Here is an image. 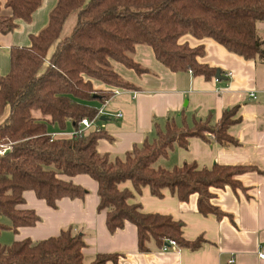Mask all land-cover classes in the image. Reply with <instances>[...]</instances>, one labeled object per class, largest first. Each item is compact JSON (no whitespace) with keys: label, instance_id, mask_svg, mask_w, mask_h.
<instances>
[{"label":"trees","instance_id":"obj_1","mask_svg":"<svg viewBox=\"0 0 264 264\" xmlns=\"http://www.w3.org/2000/svg\"><path fill=\"white\" fill-rule=\"evenodd\" d=\"M42 0H0V33L12 31L18 20L30 21ZM71 19L68 32L65 24ZM264 0H57L46 25L30 35V44L9 49V70L0 75V231L33 226L40 220L25 203L23 193L52 207L63 197L83 198L88 190L68 178L86 174L97 183L98 212L104 211L109 232L126 221L136 227L138 249H158L173 240V248H199L205 239L184 238L182 222L169 214L144 212L139 202H129L145 186L151 195L168 189L178 200L197 194V211L221 218L225 213L211 203V188L226 185L243 188L237 175L248 166L214 163L199 167L194 161L165 168L157 165L174 146L185 147L191 136L219 144H238L229 126L238 118L236 107L222 111L211 121L185 119L178 125L168 119L155 136L134 145L122 157L98 152L101 138L111 136L99 128L79 131L82 118L92 120L114 89L135 86L119 76L111 65L118 61L136 72L145 71L133 60L136 44L152 48L155 58L171 71H190L205 79L218 71L198 60L203 45L190 46L179 39L186 34L209 37L244 59L264 62ZM94 82L106 85L96 88ZM98 102V104H94ZM4 116V117H3ZM3 117V119H2ZM71 123L74 135H53L50 125L64 129ZM62 131V130H61ZM129 180L130 188L119 185ZM3 219L8 220L5 223ZM84 234L72 225L40 240L23 238L0 243V264H117L120 253H97L85 261ZM168 246V245H167Z\"/></svg>","mask_w":264,"mask_h":264},{"label":"crops","instance_id":"obj_2","mask_svg":"<svg viewBox=\"0 0 264 264\" xmlns=\"http://www.w3.org/2000/svg\"><path fill=\"white\" fill-rule=\"evenodd\" d=\"M56 1L42 0L30 21L18 20L12 31L0 33V75L9 70L10 47L29 45L30 35L37 34L46 25ZM257 28L264 32V22H259ZM179 40L190 46L203 45L204 54L198 60L215 68L217 78L205 79L190 71H171L155 58L150 46L136 44L132 57L145 71L136 72L111 61L115 72L135 87L117 88L118 92L107 102L105 119L98 126L111 139H99L96 148L109 158L122 157L134 145L151 140L155 125L162 128L168 119L178 125L184 119L187 124L206 117L215 121L223 110L237 106L234 117L238 119L229 126L228 132L238 144H219L211 134L205 139L191 136L185 147L174 146L167 157L157 161V165L165 168L192 161L199 167L214 163L248 166L247 171L237 175L243 188L233 190L226 185L210 189L211 203L225 216L217 219L214 214L199 213L196 193L180 201L168 189L163 190V196L156 197L145 186L129 200L139 202L144 212L169 214L180 220L184 238L193 240L201 234L205 239L203 244L193 250L173 246L160 250L150 241L148 250L140 251L134 224L126 221L123 227L112 233L108 231L104 211L96 209L97 183L86 174L61 176L83 186L88 193L83 198L63 197L57 201L56 208L37 198L32 190L24 191L25 203L19 207L34 209L40 220L33 226L19 227L16 232L3 229L10 233L8 242L26 237L44 239L72 225L84 234L82 252L87 262L97 253L118 252L117 264H228L229 258H233L231 264H264L260 256L264 254V62L244 59L209 37L198 39L186 34ZM94 86L106 88L100 82H94ZM250 92L255 93V98L249 97ZM118 112L121 116L116 115ZM95 128L96 124L88 130ZM48 131L69 135L74 130L67 123L64 129L50 125ZM162 159H167L166 163L162 164ZM119 187L132 189V184L127 180ZM106 264L114 263L108 260Z\"/></svg>","mask_w":264,"mask_h":264},{"label":"built area","instance_id":"obj_3","mask_svg":"<svg viewBox=\"0 0 264 264\" xmlns=\"http://www.w3.org/2000/svg\"><path fill=\"white\" fill-rule=\"evenodd\" d=\"M117 92H118V89H114V91H113V95H115ZM113 95H112V96H113ZM112 96H111V97H112ZM111 97H110V98H111ZM249 97H250V98H255V93H254V92H250V93H249ZM110 98H109V99H110ZM109 99L105 100V101L102 103V105L100 106V108H99V110H98V113H97V115L95 116L94 119L89 120V119H87V118H82V119L80 120V122H79L80 130H79V131H83V132H85V131H87L89 128L95 126V124H96V122H95L96 118H97L99 115H104V114H106V112H105V106H106L107 102L109 101ZM116 115H117V116H121V113L118 112ZM75 132H76V131H73V132L71 133V135H74ZM52 134L55 135L54 133H52ZM2 153H3V149H0V154H2ZM171 244H174V241H173V240H168V244H167V245L169 246V245H171ZM167 245L163 246L162 249H163V250H166L167 247H168ZM260 256L264 258V254H260ZM232 262H233V258H229V259L227 260V263H228V264H231Z\"/></svg>","mask_w":264,"mask_h":264},{"label":"rangeland","instance_id":"obj_4","mask_svg":"<svg viewBox=\"0 0 264 264\" xmlns=\"http://www.w3.org/2000/svg\"><path fill=\"white\" fill-rule=\"evenodd\" d=\"M70 25H71V19L65 24V27H64V31H63V33H66V32H68V30H69V28H70ZM159 160V159H158ZM166 160L167 159H162V164H164V163H166ZM3 221L5 222V223H8V220H6V219H3ZM6 232V233H5ZM6 234V235H5ZM9 234L10 233H7V231H4V230H1L0 231V243H5V244H9L10 242H8V241H10V240H8L9 238H8V236H9Z\"/></svg>","mask_w":264,"mask_h":264},{"label":"water","instance_id":"obj_5","mask_svg":"<svg viewBox=\"0 0 264 264\" xmlns=\"http://www.w3.org/2000/svg\"><path fill=\"white\" fill-rule=\"evenodd\" d=\"M218 75V73L216 74V76ZM105 119V116H103V115H100V117H99V120H104Z\"/></svg>","mask_w":264,"mask_h":264}]
</instances>
